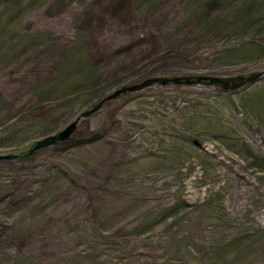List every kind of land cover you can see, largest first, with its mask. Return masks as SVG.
<instances>
[{
    "label": "rangeland",
    "instance_id": "obj_1",
    "mask_svg": "<svg viewBox=\"0 0 264 264\" xmlns=\"http://www.w3.org/2000/svg\"><path fill=\"white\" fill-rule=\"evenodd\" d=\"M263 70L264 0H0V264H264V73L104 99Z\"/></svg>",
    "mask_w": 264,
    "mask_h": 264
},
{
    "label": "water",
    "instance_id": "obj_2",
    "mask_svg": "<svg viewBox=\"0 0 264 264\" xmlns=\"http://www.w3.org/2000/svg\"><path fill=\"white\" fill-rule=\"evenodd\" d=\"M263 73H264V70L257 71V72H250L247 75L237 74V75H232V76L197 75L194 78H191L189 76H184V77L182 76H151V77L144 78L143 80L137 83L123 85L121 87H118L114 89L111 93H109L107 96H105L104 99H112L121 93L138 90V89L144 88L152 84L165 85L167 83H181V82L182 83H194V82H201L203 80H206L208 83L212 85L220 86L224 90H230V89L238 88L242 85H245L247 83H250L256 80ZM100 105H101V102H98L95 106L82 112V115L85 116L91 113L92 111L98 109ZM76 122H77V119L72 120L67 125H65L61 130H59L57 133L49 134L37 140L32 148L37 149V148L52 144L56 141L67 139L71 135V133L74 131Z\"/></svg>",
    "mask_w": 264,
    "mask_h": 264
},
{
    "label": "trees",
    "instance_id": "obj_3",
    "mask_svg": "<svg viewBox=\"0 0 264 264\" xmlns=\"http://www.w3.org/2000/svg\"><path fill=\"white\" fill-rule=\"evenodd\" d=\"M153 76V75H152ZM189 77H191V78H194L195 76H197V75H188ZM203 82H207L206 80H203ZM33 150H35V149H33ZM29 153V152H28Z\"/></svg>",
    "mask_w": 264,
    "mask_h": 264
}]
</instances>
